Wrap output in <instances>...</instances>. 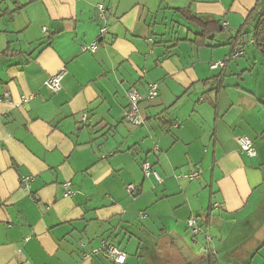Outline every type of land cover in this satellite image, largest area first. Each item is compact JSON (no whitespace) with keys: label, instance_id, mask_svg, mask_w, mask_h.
<instances>
[{"label":"crops","instance_id":"1","mask_svg":"<svg viewBox=\"0 0 264 264\" xmlns=\"http://www.w3.org/2000/svg\"><path fill=\"white\" fill-rule=\"evenodd\" d=\"M257 2L0 0V264H114L104 241L126 264H264V60L251 39L250 56L211 68ZM193 16L223 31L196 46ZM62 69L53 94L46 82ZM130 91L144 97L139 126L126 118ZM210 215L195 241L188 219Z\"/></svg>","mask_w":264,"mask_h":264},{"label":"built area","instance_id":"2","mask_svg":"<svg viewBox=\"0 0 264 264\" xmlns=\"http://www.w3.org/2000/svg\"><path fill=\"white\" fill-rule=\"evenodd\" d=\"M97 9L99 10V19L106 23V12L109 11V8L104 6V5H98ZM225 26H227L225 24ZM108 27L104 25L101 28V38L104 37L105 34H107ZM99 46L98 44H93L92 46L89 47H83V51H93L96 52L98 50ZM241 54L238 51L233 52L230 56H228L227 60L225 62H219V63H214L211 65L212 69H217V68H224L226 66V62L229 60H234L237 57H239ZM67 74L65 69L60 70L56 74H53L50 76L48 81L46 82L47 88L50 90L51 93L56 94L60 92L61 90V84L62 81ZM159 95L158 92V86L157 84L154 83H149L148 84V90H147V99L151 100L156 98ZM7 97L9 94L6 95ZM128 99H129V106L127 110V121L132 124L133 126H139L143 123V120L140 116L139 113V104L144 100V97L141 96L137 91H130L128 92ZM29 101V98H23V103H27ZM87 119L86 115H83V122H85ZM240 149L243 153H245L248 157L250 158H255L257 156V149L255 146V143L253 140L246 138V137H241L238 139ZM142 170L145 176H154L156 180L161 184L162 183V178L160 174L154 169V167L149 164L148 162H143L142 164ZM198 172H195L191 175V179H194L198 176ZM31 178H26L23 182H29ZM64 189L66 191V196L72 195V191L70 190V183H66L64 185ZM127 192L130 195H133L137 193V187L134 184H129L126 187ZM224 205L221 203H216L212 206L213 210H221L223 209ZM188 228L191 230L192 234L195 236H198L200 234H203L204 231L202 230L201 226L199 225V218L196 216H192L191 218L188 219L187 221ZM209 241L211 240L210 237H208ZM104 257L109 259L112 263L114 264H126L127 262V254L123 251H121L119 248L114 246L108 241H104L103 247L101 248L100 252Z\"/></svg>","mask_w":264,"mask_h":264},{"label":"trees","instance_id":"3","mask_svg":"<svg viewBox=\"0 0 264 264\" xmlns=\"http://www.w3.org/2000/svg\"><path fill=\"white\" fill-rule=\"evenodd\" d=\"M187 21L201 31L200 35L197 36V39L193 41V44L196 46H206L209 40H213L215 34L223 31V27L218 20L210 19L208 21H203L202 19L193 16L187 18ZM251 39L254 42L253 45L255 49L260 53L264 60V0H258L254 10L248 16L245 24L235 34H231L228 44L232 49V53L238 51L241 54L242 51L251 43ZM211 83L215 86L214 91L222 90L223 80L220 79V77L213 78ZM198 218L201 219H199V225L204 233L195 236L188 228L195 241H197L200 237L207 236L203 227L206 228V226L210 224L212 216L210 215L206 218ZM217 255L218 254L209 255L207 257L202 256V258L205 259L208 264H220V259Z\"/></svg>","mask_w":264,"mask_h":264},{"label":"rangeland","instance_id":"4","mask_svg":"<svg viewBox=\"0 0 264 264\" xmlns=\"http://www.w3.org/2000/svg\"><path fill=\"white\" fill-rule=\"evenodd\" d=\"M215 44H219V42H216V43H212L211 45H215ZM250 50H253V47H251V46H248V47H246V51H245V56H250L249 55V51ZM222 210V209H221ZM248 210H250V209H247V211ZM262 235V233L260 234V238H262L263 236H261ZM125 249V248H124ZM128 251V253H130V251L129 250H127ZM237 255L239 256V257H244L245 255H246V252H244L242 249H238L237 250ZM264 254V248L263 249H261V255H263ZM128 255V254H127ZM257 260H259V259H257ZM228 264H229V262H227Z\"/></svg>","mask_w":264,"mask_h":264}]
</instances>
